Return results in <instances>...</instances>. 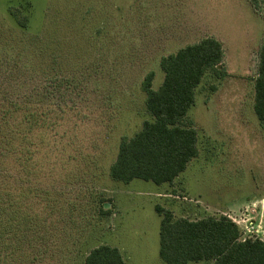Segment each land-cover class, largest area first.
Returning a JSON list of instances; mask_svg holds the SVG:
<instances>
[{
    "label": "rangeland",
    "instance_id": "1",
    "mask_svg": "<svg viewBox=\"0 0 264 264\" xmlns=\"http://www.w3.org/2000/svg\"><path fill=\"white\" fill-rule=\"evenodd\" d=\"M209 37L223 45L228 77L207 72L186 115L198 156L172 184L113 180L121 139L152 120L146 77L154 73L158 90L162 58ZM263 39L264 0H0L7 264H85L103 245L125 264H168L157 206L175 219L224 216L244 239L264 241V122L254 89ZM243 219L257 234L245 235Z\"/></svg>",
    "mask_w": 264,
    "mask_h": 264
},
{
    "label": "trees",
    "instance_id": "2",
    "mask_svg": "<svg viewBox=\"0 0 264 264\" xmlns=\"http://www.w3.org/2000/svg\"><path fill=\"white\" fill-rule=\"evenodd\" d=\"M161 68L165 76L158 90L152 86L153 72L143 82L152 120H146L134 137L121 139L110 168V177L115 181L129 183L140 179L157 185L172 184L198 156V133L186 121L195 103L196 89L207 72L218 80L228 77L223 45L214 37L163 57ZM254 89L255 113L264 122V39ZM27 119L35 124L38 116L32 114ZM156 211L162 216L160 256L168 264H264V241L244 239L239 226L227 217L190 221L175 219L159 206ZM8 259L11 260L10 253L6 254L0 244V264H7ZM85 264L125 261L118 248L103 245L88 254Z\"/></svg>",
    "mask_w": 264,
    "mask_h": 264
},
{
    "label": "built area",
    "instance_id": "3",
    "mask_svg": "<svg viewBox=\"0 0 264 264\" xmlns=\"http://www.w3.org/2000/svg\"><path fill=\"white\" fill-rule=\"evenodd\" d=\"M243 222H245V224H246V226L244 228L245 235L248 234V233L249 234H257L255 232H258V231H256V227L253 225V222H251V220L249 222L248 220L243 219ZM236 225H238V224H236ZM256 239H259V238H256Z\"/></svg>",
    "mask_w": 264,
    "mask_h": 264
}]
</instances>
